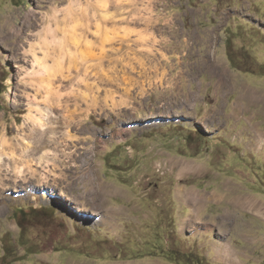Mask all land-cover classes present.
Masks as SVG:
<instances>
[{
	"label": "rangeland",
	"instance_id": "rangeland-1",
	"mask_svg": "<svg viewBox=\"0 0 264 264\" xmlns=\"http://www.w3.org/2000/svg\"><path fill=\"white\" fill-rule=\"evenodd\" d=\"M0 264H264V0H0Z\"/></svg>",
	"mask_w": 264,
	"mask_h": 264
},
{
	"label": "bare ground",
	"instance_id": "bare-ground-1",
	"mask_svg": "<svg viewBox=\"0 0 264 264\" xmlns=\"http://www.w3.org/2000/svg\"><path fill=\"white\" fill-rule=\"evenodd\" d=\"M112 26V25H111ZM113 27V26H112ZM162 30V29H161ZM152 34V33H151ZM52 36H53V33L51 34ZM140 36H143V35H140ZM144 37V36H143ZM142 37V38H143ZM101 39H102V41H103V43H107V42H109L111 39H110V36H104V37H101ZM144 39H147V38H144ZM144 39H141V41H143ZM82 40H84L83 38H82ZM151 42V41H150ZM146 43V42H145ZM148 43V42H147ZM156 44V43H155ZM155 44H153V46H155ZM149 45V44H148ZM143 48V47H142ZM148 49V48H147ZM147 51V50H146ZM96 54V53H95ZM38 57V56H37ZM137 57V56H136ZM92 58V57H91ZM38 59V58H37ZM70 59H72V60H74V58L73 57H71L70 56ZM139 59V58H138ZM134 60H136V59H134ZM86 61V60H85ZM135 62V61H134ZM86 63H88L87 61H86ZM40 65H42V64H38V66L40 67V68H43V71H44V69H45V73H46V71H47V69H48V65H45L44 67H42V66H40ZM171 65V64H170ZM136 69V68H135ZM145 70H146V68H144ZM42 72V70L41 69H39L38 71H37V73L39 74V73H41ZM116 72V71H115ZM117 73V72H116ZM89 74V72H88V69L85 71V73L83 74V76H85V77H87V75ZM142 74V73H141ZM77 76L78 77H81V72H78V74H77ZM162 76V75H161ZM43 78H45V76L43 77ZM62 78H63V76H62ZM74 78V77H73ZM226 78V77H225ZM41 79H42V77H41ZM169 80V79H168ZM224 80H227V79H224ZM224 82V81H223ZM110 83V82H109ZM112 83V82H111ZM227 84V83H226ZM224 85V84H223ZM222 86V85H221ZM86 87H88V86H86ZM225 87V86H224ZM58 90L57 89H55V86H54V88H53V96L54 95H56V94H58V92H57ZM219 92V91H218ZM56 97V96H55ZM57 101V100H56ZM85 101H87V100H85ZM78 102V101H77ZM76 105H78V103H76ZM75 105V106H76ZM68 107V106H67ZM37 111L39 112V109L37 108ZM41 114V113H40ZM61 116V115H60ZM63 116V115H62ZM42 117V116H41ZM71 118V117H70ZM31 121L34 123V124H36L37 126H39V127H41L42 126V124L39 122V118H36V117H34V116H32L31 117ZM69 121V120H68ZM72 123H74V122H72ZM71 124V123H70ZM82 125V124H81ZM76 127V126H75ZM42 128H43V126H42ZM70 132V131H69ZM63 136V135H62ZM66 136V135H65ZM43 138V137H42ZM75 138V137H74ZM81 141V140H80ZM77 142V141H76ZM263 142V141H262ZM79 143V142H78ZM63 144V143H62ZM73 147H75L74 145H70V149H72ZM67 149H69V148H67ZM88 149V148H87ZM50 151V150H49ZM75 151V150H74ZM78 151V150H77ZM90 151V150H89ZM88 152V151H87ZM76 153H78V152H76ZM81 154V153H80ZM85 154H86V152H85ZM79 155V154H78ZM78 155H76V154H74V153H71V154H64L63 156H66L67 158H69V159H81V157L83 158V156L81 155V156H78ZM57 154L56 155H54V158L55 159H57ZM59 158V157H58ZM65 158V157H64ZM66 158V159H67ZM68 161V160H67ZM71 161V160H70ZM73 164V163H72ZM57 165V164H56ZM61 167V166H60ZM56 169V168H55ZM185 168H183V170H184ZM198 169V168H197ZM65 170V169H64ZM62 171H63V169H62ZM71 172V171H70ZM69 172V173H70ZM65 174H66V172H65ZM67 175V174H66ZM63 176L64 175H62L61 177L63 178ZM85 176V175H84ZM65 178V177H64ZM85 178V177H84ZM58 180V179H57ZM75 183V182H74ZM77 186V185H76ZM185 192V191H184ZM195 195V194H194ZM193 196V195H192ZM198 196V195H197ZM196 196V197H197ZM183 198V197H182ZM193 198V197H192ZM188 199V198H187ZM204 200V199H203ZM213 200V199H212ZM190 202V201H189ZM196 203V202H195ZM197 204V203H196ZM239 205H240V203H239ZM242 206H244V205H242ZM255 206V205H254ZM253 207V206H252ZM243 208V207H242ZM253 209V208H252ZM262 211V210H261ZM256 212V211H255ZM263 212V211H262ZM229 218V217H228ZM189 223V222H188Z\"/></svg>",
	"mask_w": 264,
	"mask_h": 264
}]
</instances>
